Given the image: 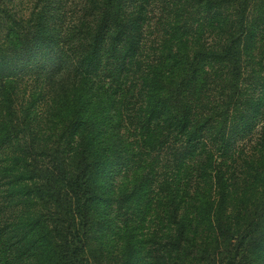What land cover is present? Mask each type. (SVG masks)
<instances>
[{
	"label": "trees",
	"instance_id": "1",
	"mask_svg": "<svg viewBox=\"0 0 264 264\" xmlns=\"http://www.w3.org/2000/svg\"><path fill=\"white\" fill-rule=\"evenodd\" d=\"M64 7L0 0V264H264V0Z\"/></svg>",
	"mask_w": 264,
	"mask_h": 264
},
{
	"label": "rangeland",
	"instance_id": "2",
	"mask_svg": "<svg viewBox=\"0 0 264 264\" xmlns=\"http://www.w3.org/2000/svg\"><path fill=\"white\" fill-rule=\"evenodd\" d=\"M3 3L8 6V9H11L13 12L16 11L19 15H17V17H20L22 19H24L25 17V21L29 20L31 18L32 12L34 11H38L39 8H36V3H39L40 6H44L46 4V0H2ZM56 4H58V0H53ZM71 2L72 0H64V4L65 7L60 9L59 14L57 15H61L64 13V11L66 12V17L70 16L69 10L71 8ZM258 9L256 8V5L253 4L251 10H250V14L254 12V16H257V11ZM152 19L150 21V25L148 27V30H154L157 26L156 22L158 21V17L162 16V11L157 8L153 11V13L151 14ZM56 23H59L60 20L57 19ZM9 23L6 24L9 25ZM159 28V27H158ZM161 29V28H160ZM257 48H259L257 51L253 52L254 56L251 58L250 63L248 64L247 67V76L249 77L248 79L251 80V74H252V64H255L258 62V58L259 56L263 53V49L262 46L260 44H258ZM34 74H28V75H24V76H20V79H22L21 83H20V101L24 102V106H27L26 104L30 102L31 98L33 96H35L36 94H38L39 92H47L48 89L45 88V86H43L41 83H37L34 82V78L35 77H31ZM253 139V137H252ZM244 144V142L242 143ZM255 144V140H253L252 144L251 143H247V146H244V150L245 151H250V149L254 146ZM122 177L121 176H117L116 177V183H119ZM121 183V182H120Z\"/></svg>",
	"mask_w": 264,
	"mask_h": 264
}]
</instances>
